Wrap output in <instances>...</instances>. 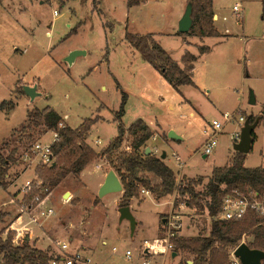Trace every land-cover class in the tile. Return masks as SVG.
<instances>
[{
    "label": "rangeland",
    "instance_id": "obj_1",
    "mask_svg": "<svg viewBox=\"0 0 264 264\" xmlns=\"http://www.w3.org/2000/svg\"><path fill=\"white\" fill-rule=\"evenodd\" d=\"M236 3L245 8L241 17L233 11ZM183 6V0H146L134 8L129 7L128 0H3L0 104L13 101L15 107L0 109V146L6 149L9 142L11 148L17 146L18 152L24 153L25 145L32 141L50 142L53 133L45 132L44 127L30 132V137L21 129L28 110L51 106L67 116L72 127L86 118H95L88 139L101 151L118 134L115 114L123 91L128 95L124 125L128 127L143 118L155 126L147 146L167 153L165 162L176 172L178 188L194 181L196 192L206 190L213 169L227 164L234 152L236 141L232 135L243 127L238 122L240 115L262 120L254 130L253 148L245 166L264 165L262 1L213 0V8L219 14L216 20L214 13V26L218 32V28L222 32L229 28L234 35L226 39L207 36L201 42V37L189 34L199 44L209 45L211 51L195 64V85L177 89L125 39V33L127 29L138 34L156 33L162 46L181 62L184 37L177 35V17ZM161 31H171L172 35L158 34ZM198 47L189 44L187 48L197 54ZM75 50L85 53L69 60ZM222 74L229 77L224 87L217 80ZM36 83L40 91L31 99L22 89ZM225 112L236 118L225 123L216 135L212 152L205 155L208 136L204 129L214 119L223 120ZM171 130L183 135V140L170 139L174 148L165 142ZM98 137L100 144L95 142ZM131 142V136L126 134L121 150H132ZM174 149L185 162L183 170ZM155 154L161 156L159 152ZM38 160L32 156L23 161L20 156L10 170L9 189L0 186V238L15 232L13 241L20 244L28 232L31 242L53 254L59 253L58 241L67 242L69 252L80 251L91 257L93 264H144V260L149 264H193L195 255L186 249H180L175 257L174 247L164 254L143 255L141 245L145 239L167 237L170 231L178 237L208 235L212 217L204 199H199L204 206L189 205L193 199L190 194L180 195L177 190L159 198L151 191L145 195L143 189H148L141 187L140 197L132 200V214L137 222L132 230L130 220L122 219L119 212L118 196L123 192L99 196L100 180L113 169L105 156L89 163L80 176H68L51 192L57 200L53 204L56 214L41 217L25 233L12 228L11 224L21 215L28 217V226L33 222L31 217L37 215L36 207L30 208L25 201L31 190L26 191L25 184L28 180L41 182L37 169L42 164ZM65 192L71 194L64 197ZM40 230L46 234L38 235ZM128 249L133 251L131 258L126 256ZM232 250L229 249L230 255Z\"/></svg>",
    "mask_w": 264,
    "mask_h": 264
},
{
    "label": "trees",
    "instance_id": "obj_2",
    "mask_svg": "<svg viewBox=\"0 0 264 264\" xmlns=\"http://www.w3.org/2000/svg\"><path fill=\"white\" fill-rule=\"evenodd\" d=\"M146 0H128L129 7L140 5ZM3 0H0L2 3ZM192 4L193 24L189 32H177L178 35L193 34L197 37L220 36L214 26L213 0H188ZM262 16L264 17V0H262ZM125 39L141 53L147 62L160 71L162 76L175 88L183 85H194V62L198 55L186 51L182 57V66L170 53L154 38L153 33L138 34L128 29ZM210 47L201 45L200 54L210 52ZM118 87L121 88L118 83ZM25 93L24 88L22 89ZM119 111L115 114L118 121V134L101 151L95 150L85 137L95 123V118H86L77 127L65 124L62 115L53 107L33 108L28 110L26 123L21 131L27 136L39 127H44L45 132L56 131L58 138L52 143L54 154L51 165H42L37 169L41 182H31V189L25 196V201L30 208L36 207L68 176H80L89 163L100 156H105L111 168L118 174L122 185L123 194L119 200L120 206L131 204L133 198L140 197L141 187L156 194L157 197L172 195L178 190L180 195L190 194L192 201L189 205L199 204V199H204L210 216L212 217L211 229L208 235L193 237L174 236L171 238L174 251L178 254L180 249H186L195 255L193 264H233L229 249H234L246 235V243L251 248L264 250V218L253 211L237 220H224L218 218L221 212L223 197L234 189L246 191L248 188L264 194V166L247 167L244 164L246 153L233 152L230 160L223 166H216L206 185L204 192H196L194 181L187 185L177 186V176L161 156L147 153V141L154 131L143 118H138L126 127L122 121L125 114V104L128 95L123 92ZM9 103V106L6 104ZM13 101H3L0 109H13ZM250 122L257 117L250 116ZM261 119V118H260ZM260 121V120H259ZM132 138L130 151L121 150L125 135ZM255 137V133L253 132ZM36 141L25 145L24 153L18 152V147L11 148L9 142L0 146V186L7 189L8 177L11 168L18 163L20 156L26 152L31 153V147ZM43 188L46 192H42ZM204 206V205H203ZM1 220V218H0ZM15 232H9L7 238H0V264H50L53 253L36 246L26 236L22 243L13 241ZM30 236V235H29ZM264 264V260L262 261Z\"/></svg>",
    "mask_w": 264,
    "mask_h": 264
},
{
    "label": "built area",
    "instance_id": "obj_3",
    "mask_svg": "<svg viewBox=\"0 0 264 264\" xmlns=\"http://www.w3.org/2000/svg\"><path fill=\"white\" fill-rule=\"evenodd\" d=\"M234 12H236L237 16L239 17L243 15L242 7L239 4L234 6ZM55 13L57 14V12ZM235 118V114L225 112L223 114V120L214 119L210 122L209 128L204 129V132L208 136L205 140V154L208 155L212 152L216 145V135L221 131V128L225 125V123ZM245 121L246 118L240 115L238 122L241 124V126L244 125ZM64 125L65 123L61 124L62 127ZM51 132L53 133V139L50 142H45L43 140L35 142L31 147V153L26 152L24 154L23 161H27L29 158H32V156H35L39 159L38 162L42 165L48 166L53 163L55 157L51 146L52 143L58 138L59 134L56 131ZM240 134L241 130L235 132L232 135V139L236 142L239 141ZM175 157L176 161H180L178 166L180 170H182L185 162L179 155L175 154ZM32 181L33 180H28L25 184V188H30ZM143 192H146V190L143 189ZM40 203L36 206L37 215L31 217V221L33 222H38L41 217H50L55 213L52 207L38 209ZM249 211H253L258 216L264 218V194L250 188H248L246 191L234 189L223 197L220 218L224 220H237L243 218ZM18 220H21L20 217ZM174 236H176V232L170 231L167 237L157 238L155 240H143L141 245L143 255L164 254L171 252L174 247L171 238ZM246 239L247 237L244 235L240 244L243 242L246 243ZM238 246H236L231 252L233 264H241L239 258L234 255V252ZM58 249L59 253L54 254L50 264H93L91 257L88 255L82 254L80 251L69 252V244L67 242L58 241ZM113 249L117 250L116 247ZM126 256L131 258L133 256V251L130 249L126 250ZM144 264H149V261L144 260Z\"/></svg>",
    "mask_w": 264,
    "mask_h": 264
},
{
    "label": "water",
    "instance_id": "obj_4",
    "mask_svg": "<svg viewBox=\"0 0 264 264\" xmlns=\"http://www.w3.org/2000/svg\"><path fill=\"white\" fill-rule=\"evenodd\" d=\"M192 4L188 3L187 9L180 19L179 22V32L186 33L189 32L192 24H193V18H192ZM85 53L83 50H75L71 53L69 60H73L76 55ZM25 93L30 96L32 99H34L38 95L37 86H30V85H24ZM251 102H255V98L252 94L251 96ZM259 123V119L257 118L253 123L250 122V119L247 118L240 134L239 141L235 142L234 144V150L239 151L242 153H248L250 152L253 144V132L256 126ZM168 136L172 139H179L181 138L180 135H178L176 132L171 130L168 134ZM151 148L147 147L146 152L150 153ZM166 157V152H163L161 155V158ZM123 191V185L122 182L118 176V174L111 169L105 178V181L101 185L99 189V196L103 197L106 194L113 193V192H122ZM69 196V192H66L64 197ZM119 212L121 215V218L129 219L131 222L132 230H135L136 227V219L134 215L132 214L130 205L127 206H121L119 208ZM27 239H30V236H26ZM176 255V252H174V255ZM234 255L239 258L241 264H263L264 260V250L251 248L247 243L243 242L241 243L235 250Z\"/></svg>",
    "mask_w": 264,
    "mask_h": 264
},
{
    "label": "crops",
    "instance_id": "obj_5",
    "mask_svg": "<svg viewBox=\"0 0 264 264\" xmlns=\"http://www.w3.org/2000/svg\"><path fill=\"white\" fill-rule=\"evenodd\" d=\"M262 1V0H261ZM183 2H184V6L182 7V9L180 10V12H179V16L177 17V24H179V22H180V18H182V16H183V14H184V12H185V9H186V6L188 5V0H183ZM144 3V2H143ZM142 4V3H141ZM236 4H239L241 7H242V10H243V13L245 12V8H244V6H242L240 3H236ZM235 4V5H236ZM234 5V6H235ZM136 6H138V5H135V7ZM234 6H233V11H234ZM133 7V6H132ZM134 8V7H133ZM214 9V8H213ZM214 13H215V18H216V20L217 19H219V14L215 11V9H214ZM244 18V17H243ZM223 19L224 20H227V17L226 16H223ZM215 24H216V22H215ZM217 26V25H216ZM217 28H218V26H217ZM218 30H219V32L221 33V35L220 36H222V38L223 39H226V38H228V37H232L234 34H232V33H230V30H229V28H226L225 29V32H222L219 28H218ZM179 32V31H178ZM154 34V38L156 39V33H153ZM158 34H160V35H172V32L171 31H161V32H159ZM178 35V34H177ZM158 36V35H157ZM163 36V37H164ZM181 36H183L184 37V42H183V45H182V47H183V49L185 50V52L182 54V56H181V62H180V64L182 63V57H183V55L186 53V51H190L191 53H193V54H195V55H198V59H197V61L204 55V54H206L207 55V53H204V54H200V52H199V47L201 46V45H205V44H199V42H198V40L196 41V39L194 38L195 36H189V35H181ZM159 37H161V36H159ZM197 37V36H196ZM198 38H200V37H198ZM194 40V41H191V40ZM157 40V39H156ZM201 40V42L204 40V37L203 38H200L199 39V41ZM158 42H159V40H157ZM160 43V42H159ZM161 44V43H160ZM189 44H192V45H196L198 48H197V54L196 53H194V52H192L190 49H188L187 47H188V45ZM162 45V44H161ZM207 46H209V45H207ZM210 47V46H209ZM167 48V47H166ZM210 49H211V47H210ZM169 53H170V51L169 50H167ZM211 51V50H210ZM73 52V51H72ZM208 54H209V52H208ZM170 55H171V53H170ZM172 56V55H171ZM173 57V56H172ZM174 58V57H173ZM176 60V59H175ZM178 61V60H177ZM196 61V62H197ZM196 62H194V69H195V64H196ZM182 65V64H181ZM182 66H184V65H182ZM217 66H219V64H217ZM193 80H194V70H193ZM218 82L222 85V87H224L225 86V84L227 83V81L229 80V77H228V75L227 74H222L221 76L219 75L218 76ZM39 84H40V82H39ZM120 84V83H119ZM41 85V84H40ZM194 85H195V81H194ZM30 86H37V91L39 92L40 91V89H39V86L37 85V83L35 84V85H33V84H30ZM120 86L122 87V85L120 84ZM184 86V85H183ZM31 98V97H30ZM32 99V98H31ZM60 113V112H59ZM61 114V113H60ZM62 115V114H61ZM62 117H63V115H62ZM66 118H67V116H64L63 117V119H64V121H65V123L66 124H68V122L66 121ZM146 121V120H145ZM261 119H260V121H259V123H261ZM147 123H148V125L152 128V130L153 129H156L155 128V126L153 125V124H151L150 122H148V121H146ZM258 123V124H259ZM69 125V124H68ZM258 126V125H257ZM77 127V126H76ZM91 129H92V127H91ZM255 130V129H254ZM91 131V130H90ZM90 131H89V133H88V135L85 137V140L87 141V143H89L92 147H93V145L90 143V141H89V134H90ZM154 131V130H153ZM159 135V134H158ZM181 136V138H179L178 140H183V135L181 134L180 135ZM168 137V141H165L166 142V145H168L169 147L170 146H172V148H174L173 147V145H172V140H170V139H172V138H170L169 136H167ZM175 140H177V139H175ZM95 142H96V144H100L101 143V138L100 137H98L96 140H95ZM95 150H97V151H99L97 148H95V147H93ZM252 148H253V144H252ZM252 148H251V150H252ZM250 150V151H251ZM151 151L152 152H154V153H157V152H159V153H161V155L163 154V152H161L157 147L154 149V148H152L151 147ZM174 154H177V155H179V153H177V151H175V149H174ZM248 154H249V152L247 153V155H246V158H245V161H244V164L246 163V161H247V158H248ZM206 155V154H205ZM264 155V154H263ZM168 155H167V153H166V157H167ZM180 156V155H179ZM165 157V158H166ZM181 157V156H180ZM165 158H164V160H165ZM183 160V159H182ZM185 166V165H184ZM260 166V165H259ZM264 166V165H263ZM183 169H184V167H183ZM182 169V170H183ZM110 171V170H109ZM108 171V172H109ZM107 172V173H108ZM107 173H104V177L100 180V185H99V189H100V187H101V185L103 184V182L105 181V178H106V176H107ZM103 174V173H102ZM18 178H21L20 176L21 175H19L18 174ZM81 177H83V176H81ZM11 186V185H10ZM9 189V188H8ZM6 190V189H5ZM123 192V191H122ZM66 193V192H65ZM65 193H64V195H65ZM113 193H116V192H113ZM69 194H71V192H69ZM147 194H150V191L149 190H146V192H145V195H147ZM53 194L51 193L50 195H48L46 198H45V200L42 202V203H40V206L38 207V209H44V208H47V207H52L53 209H54V212H56L55 211V208H54V206H53V204L57 201L56 200V196L54 195V196H52ZM63 195V196H64ZM107 195V194H106ZM122 196V195H121ZM121 196H118V199H120V197ZM148 196V195H147ZM133 199H135V198H133ZM132 199V200H133ZM137 199V198H136ZM119 201V200H118ZM117 201V202H118ZM44 203V204H43ZM130 208H131V211H132V201H131V204H130ZM54 214H56V213H54ZM53 214V215H54ZM52 216V215H51ZM28 217H26L25 215H21L20 216V219L21 220H14V222L11 224L12 226V228H14V229H16V230H19V231H21L20 229H22V231L24 232V230H26V229H32L31 228V226H32V224L33 223H35V222H31L30 224H29V226L28 225H26V224H28L27 223V219ZM23 222H25V225L23 224ZM21 224H23L22 226L23 227H21V226H18V225H21ZM136 226H137V223H136ZM37 228V227H36ZM32 231V230H31ZM23 232L21 233L20 232V235L21 234H23ZM34 232V231H33ZM32 232V233H33ZM25 233V232H24ZM38 235H45L46 233H45V231H41L40 230V232H36ZM18 234H19V232H18ZM32 237V235H30V238ZM173 253V255H174V252H172ZM176 255H177V253H176ZM175 255V256H176ZM174 256V257H175ZM1 262V261H0Z\"/></svg>",
    "mask_w": 264,
    "mask_h": 264
},
{
    "label": "bare ground",
    "instance_id": "obj_6",
    "mask_svg": "<svg viewBox=\"0 0 264 264\" xmlns=\"http://www.w3.org/2000/svg\"><path fill=\"white\" fill-rule=\"evenodd\" d=\"M70 195V194H69ZM44 204V203H43Z\"/></svg>",
    "mask_w": 264,
    "mask_h": 264
}]
</instances>
